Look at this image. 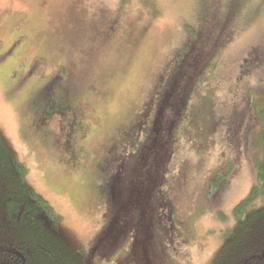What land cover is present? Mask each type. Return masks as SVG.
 Segmentation results:
<instances>
[{"label":"trees","instance_id":"16d2710c","mask_svg":"<svg viewBox=\"0 0 264 264\" xmlns=\"http://www.w3.org/2000/svg\"><path fill=\"white\" fill-rule=\"evenodd\" d=\"M252 1L221 0L217 9L208 0L214 14L211 23L202 27L203 38L201 34L186 37L176 48L167 75H161L140 97L130 94L127 85L131 79L127 64L132 62L130 43L138 33L121 26L116 15L95 11L84 26L73 27L70 40L75 43L72 51H65L67 62L53 58L54 35L51 42L39 46L34 60L22 62L25 51L14 44L30 36L24 27L26 19L14 20L9 14L2 18L13 40L0 55L1 79L20 111L23 137L37 151L53 185L69 194L82 210L97 213L101 229L104 223L109 225L107 237L103 229L96 235L94 248L101 257L111 255L102 251L101 237L112 242L130 236L136 240V219L143 218L136 209H142L147 200L151 204L152 194L157 197H153L156 216L149 222L153 234H162L160 220L165 218L175 236L186 240L194 235L196 219L210 205L197 199L191 212L179 215L178 195L169 199L165 190L161 192L167 176V172L162 174L163 167L167 168L174 155L173 142L185 139L203 150L222 134L226 145L248 152L255 136L247 124L242 127L244 113L220 114L213 92L203 89L214 53L221 48L215 46L218 31H223V39L228 38L241 17L247 21L249 15L242 14ZM47 3L40 0L39 6ZM40 13L34 18L48 22ZM35 19L28 21L32 24ZM212 30L216 31L209 41ZM3 36L0 45L5 43V48L8 43ZM66 38L62 35L57 42ZM47 60L58 66L49 76L37 70ZM263 65L264 53L254 47L243 58L239 77ZM87 110L101 115L103 126L92 125L85 117ZM55 121L60 122L58 131L50 125ZM254 154L256 182L233 209V240L225 245L217 264H264V127ZM226 164L214 170L210 180ZM27 174L26 165L0 132V264H89L69 244L60 215L31 188Z\"/></svg>","mask_w":264,"mask_h":264},{"label":"rangeland","instance_id":"374dc122","mask_svg":"<svg viewBox=\"0 0 264 264\" xmlns=\"http://www.w3.org/2000/svg\"><path fill=\"white\" fill-rule=\"evenodd\" d=\"M39 2L0 0V38L3 35V39L7 38L5 49L12 43L13 34L7 33V25L2 24V18L5 14L14 20H21L24 16V27L30 36L14 44V47L22 46L25 51L22 62L34 60L39 46L51 42L52 35L56 47L53 58H63V62H67L65 51H72L75 43L70 40V30L76 25L84 26L83 22L89 20L88 15L92 12L106 10L120 18L121 26L124 24L123 27L127 26L138 33L137 38L134 36L135 41L130 43L132 62H127L131 69L128 90L137 97L144 96L161 75H167L169 62L186 37L191 34L198 37L201 34L203 38L202 27L211 23L214 14L208 0H47L45 6H39ZM213 2L217 9L221 8V0ZM40 11L48 22L34 18ZM245 11L242 16L248 14L247 21L241 17L239 25L228 38L223 39V31H218L215 46L220 45L221 48L214 53L216 57L212 71L204 82L206 86L203 92H213L220 114L237 115L243 112L242 127L247 124L255 139L248 152L240 147L233 149L226 145L222 134L216 135L214 145L203 150L195 149L193 143L185 139L173 142L174 155H171L167 168L163 167L162 174L166 175L167 172V176L162 182L161 192L165 190L169 199L174 194L178 195L179 215L191 212L197 199L204 200L210 207L196 219L191 238L185 240L175 236L165 218L160 220L162 234H153L149 222L156 216L153 201L157 197L152 194L154 198L151 197V204L147 200L141 206L142 209H136L137 213L143 214L141 221H137L138 217L136 219V264H217L225 245L233 240L236 223L233 209L248 195L256 182L254 150L258 149L264 127V65L247 76L239 77L242 60L249 51L255 47L264 53V1L260 4L259 0H253ZM32 17L35 21L31 24L28 19ZM14 20H11V25L15 24ZM120 31L119 34H122ZM215 31L212 30L209 41L214 38ZM62 35L67 36L70 42H66L68 38L57 42ZM4 45H0V51ZM9 61L6 66L10 65ZM55 63L41 61L37 70L49 76L58 70ZM1 78L0 70V132L17 158L26 165L27 182L60 215L61 229L69 244L78 249L89 264H106L104 257L94 249L96 235L102 225L99 215L82 210L69 194L53 185L42 159L23 137L20 111L8 97ZM85 117L92 125L103 126L101 115H93L91 110H87ZM50 125L57 131L60 128L58 121ZM224 164L210 180L211 173ZM145 227L147 230L142 229ZM130 240L131 236L122 242V246ZM119 255V252L112 254L110 264H115L117 261L114 259L119 258Z\"/></svg>","mask_w":264,"mask_h":264},{"label":"flooded vegetation","instance_id":"af4514ba","mask_svg":"<svg viewBox=\"0 0 264 264\" xmlns=\"http://www.w3.org/2000/svg\"><path fill=\"white\" fill-rule=\"evenodd\" d=\"M4 49L5 48H3L0 51V55L4 52ZM103 225L104 226L102 229H103V232L106 233V237H107V231L110 230V228H109V225H105V223ZM122 244L123 243L120 242L119 240H114V242H112L109 239L105 238V236L103 238L101 237L102 251L106 250L107 254L105 256L111 254L110 256L104 257V261L106 262V264H110L112 254H115L118 252L120 255H119V258L114 259L115 261H117L115 264H126V263L127 264L128 263L136 264V240L131 239L128 243L129 245L126 244V245L122 246ZM94 249L97 252L98 248L96 246ZM125 249H126V251H125Z\"/></svg>","mask_w":264,"mask_h":264}]
</instances>
